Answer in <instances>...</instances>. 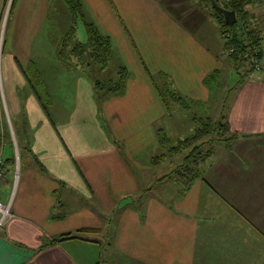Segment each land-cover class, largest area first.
<instances>
[{
	"label": "crops",
	"instance_id": "crops-1",
	"mask_svg": "<svg viewBox=\"0 0 264 264\" xmlns=\"http://www.w3.org/2000/svg\"><path fill=\"white\" fill-rule=\"evenodd\" d=\"M202 1L81 0L86 18L109 37L127 70L123 92L97 105L81 73L71 78V88L42 78L49 98L44 110L35 97L39 82L35 95L19 71L36 51L30 42L40 34L46 0H15L1 34L7 85L2 102L11 111L18 143L29 150L23 147L19 157L16 150V167L4 165L0 199L11 196L12 216L0 228V264H94L104 227L114 264L120 258L124 264H264V51L261 74L235 89L224 112L228 132L237 136L214 148L200 165V177L187 189L172 177L157 181L176 190L163 184L162 196L149 189L138 207H115V199L140 193L132 167L152 168L135 156L158 147L153 129L161 126L164 111L146 74H164L180 94L205 101L204 76L224 65L214 35L209 42L208 33L202 34L211 48L195 34L204 14L216 20ZM254 1L250 16L259 21L264 44V11ZM43 43L38 56L47 50ZM1 87L4 93L2 81ZM54 100L62 112L54 111L51 119ZM75 194L83 204L68 209L66 198ZM81 227L97 231L39 250L44 241Z\"/></svg>",
	"mask_w": 264,
	"mask_h": 264
},
{
	"label": "trees",
	"instance_id": "trees-1",
	"mask_svg": "<svg viewBox=\"0 0 264 264\" xmlns=\"http://www.w3.org/2000/svg\"><path fill=\"white\" fill-rule=\"evenodd\" d=\"M213 1L219 6L234 10L235 13V21L231 24H225L222 15L214 9L210 0H207V6L211 8L213 16L218 20L219 33L224 39V56L228 59L229 64L235 66L236 72L243 64L247 66L244 71L252 72L257 69L260 70L262 66L255 67L254 64L261 61V56L264 51L262 47L263 37L261 36L257 23L253 21L255 18L252 16L249 17L251 12L246 8L253 5L255 1L220 0V3L217 0ZM62 2L65 5V10L70 20L69 23L80 21L85 37L82 41H79L76 37L73 39V35L71 34L73 27L70 26L66 34L58 38L54 44L55 57L67 69L76 68L78 65L82 68L81 74L88 80L92 91V97L97 105L108 95H120L124 89L127 70L123 63L116 58L115 49L109 37L102 34L96 25L86 18L81 0H62ZM14 3L15 0H10L7 14L10 13ZM1 16L2 14L0 13V20ZM7 16L8 15H6V17ZM1 44L0 52L2 53L4 50L3 40H1ZM21 70H23V72H21L23 75L26 69ZM146 75L164 111V117L167 116L170 118L172 116L173 105L179 104L185 106L187 102H190V99L173 88L170 80L164 74L157 75V78L152 77L150 74ZM219 77V69L210 71L204 76L203 85L209 91L207 84L209 80L217 81ZM240 80L241 79H239V81ZM42 87V85L39 86V93H41L39 97L36 95L33 86H31V89L33 94L36 95L35 97L41 103L42 108L45 110L44 107L46 105L42 101L46 100L48 102L49 98ZM225 116V113H223L221 109L217 118L212 120L209 117H193L194 120L197 121V126L184 137H177L176 139L168 137L161 126L155 127L153 131L155 133L157 145L167 144L168 146L166 152L159 153L149 160L159 163L164 161L168 156H177L181 154L180 162L170 172L162 174L156 180L163 181L172 177L182 184L184 189H187L195 179L199 178L201 174L200 165L212 155L214 148L219 143H227L237 136L236 133L228 132L229 128ZM7 123H11L13 130L16 131L13 118L11 122H6L5 126H7L8 129ZM0 130L5 133L4 139L7 141L8 147H10V150H4L6 157L3 167L4 170H6V164L12 165V167L14 165L13 151H11L12 143L8 138L6 129ZM14 136L19 157V153H21L23 147H26L28 150L29 148L26 145L22 146L18 143L16 133ZM34 164L41 172H45L42 165L36 160ZM54 217L61 218L63 214L50 215V218ZM96 231L97 229L95 228L81 227L74 232L61 233L44 241L39 245V250L55 243H61L76 238L86 239L82 236V233H94Z\"/></svg>",
	"mask_w": 264,
	"mask_h": 264
},
{
	"label": "rangeland",
	"instance_id": "rangeland-1",
	"mask_svg": "<svg viewBox=\"0 0 264 264\" xmlns=\"http://www.w3.org/2000/svg\"><path fill=\"white\" fill-rule=\"evenodd\" d=\"M201 1L202 0H192V4H195V3L200 4L198 2H201ZM217 1L220 3V0H217ZM257 1L260 5V9H261L260 11L261 12L264 11V0H257ZM9 5H10V0H5V2H3L2 9L0 11V13L2 14L1 20H0V39L1 40H2V35H1L2 30L8 23V19H9L10 13L7 14ZM220 5H223V4H220ZM254 6L255 4L250 5L246 8H248V11H249V7L250 9H252ZM208 9L209 11H211L210 7ZM44 12H45V18L39 30L40 34L38 33L34 41L31 40L30 42L32 45L30 46V49L32 47V51H34L35 49L36 51L35 53H33L31 57L32 60L24 68L26 69L25 73L22 75L21 72H23V70L20 69L19 71L21 75L25 78V84L23 86L24 87L25 85L33 86L35 83L39 81H40L39 86H41L42 85L41 79L44 78V79H48V81L49 80H57L58 82L61 81L63 86L65 87L68 86L71 88V85H70L71 78L80 74L82 72V68L78 65L76 68H72V69L66 68V70H64L62 68L63 69L62 71L60 68L61 62L57 60L54 54V49H55L54 44L58 40V38L66 34L70 26L73 27V31L71 32V34L73 35L72 38L75 39L76 37L79 41H82L85 37L82 24L80 21L71 22V24L69 23L70 20L67 16L65 5L62 2V0H46V6H45V10L43 11V13ZM255 13H259V12H255ZM6 15H8L7 18H6ZM37 15H34V16H37ZM39 15L41 14L39 13ZM249 17L251 16L249 15ZM215 19L216 20L209 18L208 15L204 14V21L198 25L197 27L198 31L195 34L199 38H201V40H204V38L202 37V34L208 33V38L210 42L212 40L210 39L209 34L212 33L215 39L218 40L220 52L222 51L225 53V51L223 50V40L224 39L223 37L220 36L219 28L217 27L218 20L217 18ZM253 21L256 22L257 26L259 27V21H255V20ZM1 40H0V46H1ZM204 42L207 46L211 47V45L207 41L204 40ZM39 43H43L46 46L47 50H45L41 55L38 56L37 49H39ZM48 47H50V49ZM262 47L264 48L263 43H262ZM221 61H223V59H221ZM234 67L235 66L229 64L228 59L225 57L224 65L220 70L219 79L217 81H214V80H209V82L207 81L208 88H209V91L207 90L208 91L207 100L195 101V100L190 99V102H187V105L185 106H181L179 104L173 105L172 116L170 118L165 116L159 120L161 127L165 130V133L167 134L168 137H170L171 139H176L177 137L182 138L186 134H188L190 131H192L195 128V126H197V121L194 120L193 117H209L211 120L217 118L218 113L221 112V109L223 113L225 112L228 101L230 100L231 95L233 94L235 89H239V87H241L243 83L247 82L248 79L256 78L257 76L261 74L259 69L254 70L252 72L244 71L247 68L246 64H243L241 67H239L237 72L235 71ZM58 69L59 71L57 72ZM0 70H1V78H2V80H0V129H6V131L8 132V138L11 141L10 134L11 132H13L12 133L13 137H15L14 134L16 133V131L13 130L11 123L8 125V129H7V126H5L6 122H11L12 117L10 118L11 111L8 110L6 101L4 100V103L2 102L3 98H6L7 96L6 77L4 75V69H3L2 63H1ZM239 79L241 80L239 81ZM1 81H2L4 93L2 91ZM56 83L49 82L50 86H54ZM17 92L19 91L17 90ZM40 94L41 93H39V95ZM69 94L70 93H67L66 96H68ZM68 100L70 101L71 98ZM42 102L46 105V110H47L48 102L46 100H43ZM58 108H59L58 100H54L52 102L53 110L49 111V117L51 119H53V116H55L54 111H56V113L59 112V114H61L62 111ZM156 126H158V124ZM10 129H11V132H10ZM4 137H5V133L3 131L1 132L0 130V153L5 158L6 155L4 153V150L9 149V147ZM167 146H168L167 144H162L158 147L151 146V147H148L145 151H143L140 155L135 156V160L140 163L143 162V163H147L150 165L153 164L151 165L152 168L148 171H145V169L131 166L134 177H135V183L137 187L140 189V193L137 195H124V196H121L119 199H115L116 200L115 207L121 206L120 204H123V203L129 204L130 206H133V207H138V205L144 200L143 197L148 195L149 189H150V192L152 191L158 196H162L163 194H165V192H163L165 188L162 185L167 184V182L158 183L156 179L159 178L162 174L170 172L180 162L179 160L181 158V154L177 156L176 155L168 156L166 160L159 162V163H156L157 161H153V160L149 161V159L154 158L159 153L166 152ZM12 155H13V152H12ZM167 185H168V189H173L174 191L176 190L174 187V184H172L171 182L168 183ZM150 194H153V193H150ZM58 196L60 197V193L58 194ZM81 199H82V196H80L79 194H75L73 196L68 195L66 198L67 208L71 209V208H74V206L77 207L80 204H83L80 202ZM87 204H89L90 206L95 205L93 200H90V203H87ZM106 228L108 227H104V229L100 231V238L103 237L102 241L104 243L101 246V255L97 259L98 261H95L94 264H114L110 260L108 261V253L106 251V245H105L106 241H108V236L105 233ZM94 241L96 244L101 243L100 239H95ZM98 250L100 249H97V251ZM83 258H84V254H83ZM101 259H104L106 261H101ZM119 260H120L118 262L119 264L125 263V261H123L121 258ZM86 263L92 264L93 261L92 263H90V261H86ZM234 264H241V263H234Z\"/></svg>",
	"mask_w": 264,
	"mask_h": 264
},
{
	"label": "built area",
	"instance_id": "built-area-1",
	"mask_svg": "<svg viewBox=\"0 0 264 264\" xmlns=\"http://www.w3.org/2000/svg\"><path fill=\"white\" fill-rule=\"evenodd\" d=\"M255 67L261 66L260 61L254 64ZM11 132V130H10ZM11 143H12V148H13V159H14V167L17 166V157H14V148H15V141L13 139V134L11 132ZM4 159L2 154L0 153V184L5 181V170L3 167ZM12 216L11 212V196H8V199L6 201H2L0 199V228L5 225L7 220Z\"/></svg>",
	"mask_w": 264,
	"mask_h": 264
},
{
	"label": "water",
	"instance_id": "water-1",
	"mask_svg": "<svg viewBox=\"0 0 264 264\" xmlns=\"http://www.w3.org/2000/svg\"><path fill=\"white\" fill-rule=\"evenodd\" d=\"M210 3L214 7V9L216 11H218L222 15V18H223V21H224L225 24H231V23H233L235 21L234 10L226 9V8H224L222 6H219V5L215 4L213 0H210ZM15 156L17 157L16 147L14 148V157Z\"/></svg>",
	"mask_w": 264,
	"mask_h": 264
},
{
	"label": "clouds",
	"instance_id": "clouds-1",
	"mask_svg": "<svg viewBox=\"0 0 264 264\" xmlns=\"http://www.w3.org/2000/svg\"><path fill=\"white\" fill-rule=\"evenodd\" d=\"M16 147V146H15ZM16 154H17V152H16Z\"/></svg>",
	"mask_w": 264,
	"mask_h": 264
}]
</instances>
